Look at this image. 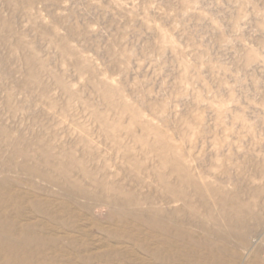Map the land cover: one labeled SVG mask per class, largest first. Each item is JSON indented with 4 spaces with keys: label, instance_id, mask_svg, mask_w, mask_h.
<instances>
[{
    "label": "rangeland",
    "instance_id": "1",
    "mask_svg": "<svg viewBox=\"0 0 264 264\" xmlns=\"http://www.w3.org/2000/svg\"><path fill=\"white\" fill-rule=\"evenodd\" d=\"M0 182L38 264H264V0H0Z\"/></svg>",
    "mask_w": 264,
    "mask_h": 264
},
{
    "label": "bare ground",
    "instance_id": "2",
    "mask_svg": "<svg viewBox=\"0 0 264 264\" xmlns=\"http://www.w3.org/2000/svg\"><path fill=\"white\" fill-rule=\"evenodd\" d=\"M0 183H2V182H0ZM6 184V183H5ZM10 186V185H9ZM5 188V187H4ZM18 190V189H17ZM9 190L7 189V192H8ZM15 192V191H14ZM19 192V191H18ZM13 193V192H12ZM22 193V192H21ZM3 194H5V193H3ZM9 195L11 194V193H8ZM15 194V193H14ZM12 195V194H11ZM16 195V194H15ZM18 195H20V194H18ZM18 195H16V197L18 198ZM21 195H23V194H21ZM20 195V196H21ZM28 195V194H27ZM6 196V195H5ZM26 196V195H25ZM3 197V196H2ZM21 197H23V196H21ZM29 197H31V196H29ZM24 198V197H23ZM35 198V197H34ZM34 198H33V200H34ZM41 198V197H40ZM39 199V198H38ZM46 199V198H45ZM8 200V199H7ZM17 200V199H16ZM15 200V201H16ZM24 200V199H23ZM22 200V201H23ZM37 200V199H36ZM43 200H44V198H43ZM48 201H49V199H47ZM132 201V200H131ZM134 201V200H133ZM13 202V201H12ZM24 202V201H23ZM25 202H26V200H25ZM41 202V201H40ZM4 203V202H3ZM6 203V202H5ZM14 203V202H13ZM20 203V202H19ZM27 203V202H26ZM43 203H44V201H43ZM42 203V204H43ZM47 203V202H46ZM70 203V202H69ZM133 203V202H132ZM11 204V203H10ZM22 204V203H21ZM25 204V203H24ZM29 204V203H28ZM27 204V205H28ZM40 203H38V205H39ZM64 204H66L67 205V203H64ZM124 204V203H123ZM134 204V203H133ZM19 205V204H18ZM23 205V204H22ZM31 205V204H30ZM29 205V206H30ZM51 205V204H50ZM25 206V205H24ZM23 206V207H24ZM70 206V205H69ZM117 206V205H116ZM14 207V206H13ZM20 207H21V205H20ZM32 206H30V208H31ZM51 207V206H50ZM46 208V207H45ZM47 208H48V206H47ZM115 208H117V207H115ZM119 208V207H118ZM10 210V209H9ZM31 210V209H30ZM64 210V209H63ZM67 210V209H66ZM69 210V209H68ZM124 210V209H123ZM29 211V210H28ZM28 211H27V213H28ZM111 211V210H110ZM117 210L115 209H112V211L110 212V218H113L114 216H117V215H115L117 212H116ZM125 211V210H124ZM24 212H25V210H24ZM23 212V213H24ZM29 213H30V211H29ZM36 213V212H35ZM155 213V212H154ZM153 213V214H154ZM159 213V212H158ZM31 214L32 215H35V214H33L32 212H31ZM152 214V215H153ZM159 214H161L162 215V213H159ZM0 215H1V219L3 218V217H6V218H8L7 216V213H6V207L4 206V208H1L0 209ZM16 215V214H15ZM25 215H27V214H25ZM43 215V214H42ZM120 215H121V213H120ZM129 215V214H128ZM155 215V214H154ZM29 216V215H28ZM156 216V215H155ZM10 217V216H9ZM14 216L12 215V218H13ZM16 217V216H15ZM14 217V218H15ZM54 217V216H53ZM130 217H131V214H130ZM151 217H153V216H151ZM158 217V216H157ZM160 217V216H159ZM163 217V216H162ZM161 217V218H162ZM11 218V217H10ZM18 217H16V219H17ZM28 218V217H27ZM42 218H44V217H42ZM55 218V217H54ZM131 218H133V215H132V217ZM137 218V217H136ZM165 219H166V217H164ZM28 219H30V218H28ZM31 219H33V218H31ZM37 219H40V218H37ZM47 219V218H46ZM116 219V218H115ZM115 219H113V220H115ZM117 219H118V217H117ZM135 219V218H134ZM143 221H147L148 220V218H141ZM140 219V220H141ZM18 220V219H17ZM52 220V219H51ZM108 220V219H107ZM136 220L137 219H135V222H136ZM141 220V221H142ZM152 220V219H151ZM156 220V219H155ZM159 220H161V219H158V221ZM22 221V220H21ZM48 221H50V220H48ZM116 221V220H115ZM120 221V220H119ZM129 221H131V219L129 220ZM133 221V220H132ZM131 221V222H132ZM157 221V220H156ZM6 222L7 223H5L6 225H4L3 223H0V241H2L1 243H0V251H2V253H4L5 255L3 256V258L2 259H0V264H38L36 261H32L31 260V257L29 258L28 257V253H33V252H28V249H27V247L28 246H26V242L28 241V240H30V238L32 239V238H38V233H35V231H33V229L32 228H30V226H32V224H33V222H30V221H26L25 222V224H24V228L22 229V230H16V228H17V226L15 225V222L16 221H14V219L12 220H9V218L6 220ZM20 222V221H19ZM51 222V221H50ZM49 222V223H50ZM109 222H111V221H109ZM108 222V223H109ZM121 222V221H120ZM123 222V221H122ZM121 222V223H122ZM138 222L139 221H137L136 223V225L138 226L139 224H138ZM149 222V221H148ZM165 222V221H164ZM119 223V222H118ZM120 223V224H121ZM133 223V222H132ZM142 223V222H141ZM145 223V222H144ZM147 223V222H146ZM158 223V222H157ZM161 223V222H160ZM160 223H159V226H160ZM43 224V223H42ZM47 224H48V222H47ZM53 224V223H52ZM51 224V225H52ZM119 224V225H120ZM143 224V223H142ZM148 224V223H147ZM146 224V225H147ZM162 224H164V223H162ZM161 224V225H162ZM166 224V223H165ZM164 224V225H165ZM176 224V223H175ZM174 224V225H175ZM40 225V224H39ZM49 225V224H48ZM111 225V224H110ZM122 225V224H121ZM124 225H126V224H124ZM134 225H135V223H134ZM143 225H145V224H143ZM155 225V224H154ZM153 225V226H154ZM163 225V226H164ZM3 226H5V228L3 227ZM19 226V225H18ZM42 226V225H41ZM107 226V225H106ZM136 226V227H137ZM148 226V225H147ZM150 226V225H149ZM166 226V225H165ZM112 227H114V226H112ZM131 227V226H130ZM134 227V226H133ZM142 227V226H141ZM156 227V226H155ZM39 228V227H38ZM139 228H140V225H139ZM159 228H162V226H160ZM42 229V228H41ZM54 229V228H53ZM52 229V230H53ZM108 229V228H107ZM113 229V228H112ZM112 229H110V230H112ZM114 229H118L117 227L116 228H114ZM124 229V228H123ZM133 229V228H132ZM141 229V228H140ZM152 229V228H151ZM163 229V228H162ZM38 230V229H37ZM43 230V229H42ZM44 230H45V228H44ZM125 230V229H124ZM172 230V229H171ZM41 231V230H40ZM50 231V230H49ZM107 231V230H106ZM119 231V230H118ZM152 231V230H151ZM154 231V230H153ZM44 232V231H43ZM123 232H125V231H123ZM128 232V231H127ZM161 232H162V230H161ZM41 233V232H40ZM106 233V232H105ZM104 233V234H105ZM131 233V232H130ZM139 233H142V232H140L139 231ZM138 233V234H139ZM146 233V232H145ZM147 233H150V232H147ZM179 234H180V232H178ZM49 234H51V233H49ZM54 234V233H53ZM114 234V233H113ZM171 234H173V233H171ZM189 234V233H188ZM42 235H45L44 233L42 234ZM129 235V234H128ZM135 235V234H134ZM150 235V234H149ZM151 235H153V234H151ZM40 236H41V234H40ZM108 236V235H107ZM136 236V235H135ZM137 236H139V235H137ZM142 236H143V234H142ZM145 236V235H144ZM173 236V235H172ZM51 237V236H50ZM116 237H117V235H116ZM127 237V236H126ZM134 237V236H133ZM140 237H141V234H140ZM158 237V236H157ZM35 238V239H36ZM45 238V237H44ZM109 238V237H108ZM113 238V237H112ZM128 238H129V236H128ZM145 238H147V237H145ZM176 238V237H175ZM109 239H111V237L109 238ZM114 239V238H113ZM148 239V238H147ZM171 239H173V238H171ZM121 240H123L124 241V239H121ZM149 240V239H148ZM154 240H157V239H154ZM174 240V239H173ZM172 240V241H173ZM177 240V239H176ZM182 240H183V238H182ZM139 241V240H138ZM145 241V240H144ZM153 241V240H152ZM165 241V240H164ZM171 241V242H172ZM34 242H35V240H34ZM87 242V241H86ZM91 242V241H90ZM130 243H132L131 241H129ZM155 242V241H154ZM180 242V241H179ZM151 243V242H150ZM150 243H149V247H151L150 246ZM164 243V242H163ZM184 243V242H183ZM199 243V242H198ZM38 245H40L39 243H38ZM56 245V244H55ZM109 245V244H108ZM128 245V244H127ZM131 245V244H130ZM147 245H148V243H147ZM157 245V244H156ZM186 245V244H185ZM35 246H37V245H35ZM51 246H53V245H51ZM56 246H58V245H56ZM110 246V245H109ZM108 246V248H110ZM114 246V245H113ZM129 246V245H128ZM132 246V245H131ZM137 246V245H136ZM142 246V245H141ZM144 246V245H143ZM197 246V245H196ZM70 247V246H69ZM85 247H86V244H85ZM88 247H89V245H88ZM116 247V246H115ZM114 247V248H115ZM133 247V246H132ZM42 248V247H41ZM52 248V247H51ZM63 248H65V247H63ZM100 248V247H99ZM128 248V247H127ZM134 248V247H133ZM178 248V247H177ZM187 248V246H185V249ZM36 249H37V247H36ZM35 249V250H36ZM43 249V248H42ZM47 249V248H46ZM56 249V248H55ZM87 249H89V248H87ZM86 249V250H87ZM94 249V248H93ZM107 249V248H106ZM116 249V248H115ZM114 249V250H115ZM120 248H118V250H119ZM129 249H132V248H129ZM155 249V248H154ZM153 249V250H154ZM171 249V248H170ZM51 250V249H50ZM67 250H70V249H68L67 248ZM72 250V249H71ZM110 251H111V249H109ZM123 250V249H122ZM146 250V249H145ZM152 250V251H153ZM172 250V249H171ZM48 251V250H47ZM46 251V252H47ZM75 251L77 252L78 250H76V248H75ZM79 251H81V250H79ZM89 251V250H88ZM87 251V252H88ZM93 251V250H92ZM144 251V250H143ZM150 251V250H149ZM45 252V251H44ZM64 252V251H63ZM62 252V253H63ZM120 252V251H119ZM125 252H127L126 250H125ZM131 252V251H130ZM180 252V251H179ZM188 252V251H187ZM209 251H207V253H208ZM249 252V251H248ZM36 253V252H35ZM52 253V252H51ZM85 253V252H84ZM83 253V254H84ZM95 253V252H94ZM109 253V252H108ZM217 253V252H216ZM71 254V253H70ZM78 254V253H77ZM96 254V253H95ZM97 254H98V252H97ZM101 254V253H100ZM117 254H118V252H117ZM175 254V253H174ZM187 254V253H186ZM42 255H44V254H42ZM46 255H47V253H46ZM85 255V254H84ZM120 255V254H119ZM122 255V254H121ZM170 255V254H169ZM204 255V254H203ZM217 255V254H216ZM73 256V255H72ZM74 256H76V255H74ZM93 256V255H92ZM118 256V255H117ZM125 256H127V254L125 255ZM47 258L49 257V255H47L46 256ZM45 257V259H47ZM77 257V256H76ZM84 257V256H83ZM86 257H88V256H86ZM103 257H105V255L103 256ZM204 257V256H203ZM72 258H74V257H72ZM98 258H99V256H98ZM120 258V257H119ZM121 258H122V256H121ZM120 258V259H121ZM124 258V257H123ZM122 258V259H123ZM76 259H78V258H76ZM75 259V260H76ZM104 259V258H103ZM103 259H101V260H103ZM187 259V258H186ZM75 260H74V262H75ZM83 260V259H82ZM82 260H79V261H82ZM105 260V259H104ZM158 260V259H157ZM172 261V260H171ZM71 262V261H70ZM141 262V261H140ZM146 262V261H145ZM76 263V262H75ZM79 263V262H78ZM174 263V262H173ZM182 263V262H181ZM77 264V263H76ZM81 264V263H80ZM84 264V263H83ZM101 264V263H100ZM169 264H171V263H169ZM176 264V263H175Z\"/></svg>",
    "mask_w": 264,
    "mask_h": 264
}]
</instances>
